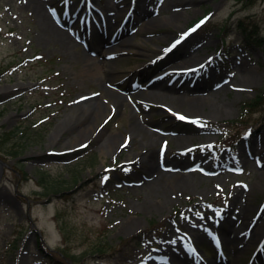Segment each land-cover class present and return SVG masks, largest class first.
I'll list each match as a JSON object with an SVG mask.
<instances>
[{"label":"rangeland","instance_id":"374dc122","mask_svg":"<svg viewBox=\"0 0 264 264\" xmlns=\"http://www.w3.org/2000/svg\"><path fill=\"white\" fill-rule=\"evenodd\" d=\"M82 1L42 0L70 35L65 44L44 34L32 0H0V264H50L49 253L61 248L79 256L73 264H184L176 253L190 243L207 256L202 264H264V251L255 254L264 231V102L249 114L241 109L264 93V0H137L136 11L134 0H93L101 13L95 19L102 16L110 31L101 35L90 22L88 40L72 32L84 26L77 16L70 15L71 27L56 19L62 2ZM143 9L148 15L137 21ZM192 23L200 27L158 56ZM116 33L125 35L112 51L106 41ZM96 52L113 60L110 79L86 72L82 53ZM172 65L185 71H168ZM174 76L185 77L188 87L200 79L193 95L205 97V106L189 104L182 89L157 87ZM153 81L158 85L149 86ZM96 102L105 105L100 116L93 113ZM175 112L195 120L184 125ZM133 121L141 123L134 134ZM226 132L243 134L232 148L217 145ZM151 133L155 148L187 160L184 167L165 162L161 170L191 173L199 185L209 181L200 168L214 170L217 186L199 191L165 180L145 186L148 175L134 153ZM58 182L62 188L54 191ZM236 189L249 193L242 226L248 219L261 223L243 246L227 240L235 229L224 207ZM186 211L203 224L202 234L178 221ZM169 230L179 239L164 252ZM211 233L223 254L208 247ZM97 240L109 248L94 252Z\"/></svg>","mask_w":264,"mask_h":264},{"label":"bare ground","instance_id":"6f19581e","mask_svg":"<svg viewBox=\"0 0 264 264\" xmlns=\"http://www.w3.org/2000/svg\"><path fill=\"white\" fill-rule=\"evenodd\" d=\"M33 4H34V8L36 10L37 15L40 17L41 20V24L42 27L44 29V34H50V36L55 37L56 39L60 40L62 43H69L71 42L70 39V35L64 31L61 28H58L52 21L51 17L48 15V13H46V10L44 8V3L42 2V0H32ZM149 10L148 9H143L139 16L136 18L137 21L141 20L143 17H145L146 15H148ZM175 15V14H174ZM169 16L170 18L172 17L173 19H175V16ZM165 21H168L166 17L162 18ZM156 19H153V21H155ZM67 22V21H66ZM96 29V32L98 31L99 34L103 35L106 32L108 33L110 31L109 26L106 24L105 27L100 28L96 26L94 28V30ZM84 55V59H82V61H84L83 65L84 68L86 70L87 73H89L91 76L96 77V78H104L105 80L110 79L111 78V74L113 73L114 70V65H113V60L111 59L110 61H106V60H102L101 56L99 55L98 52V57H93V56H87L85 53H82ZM102 55L108 54L106 51H102L101 53ZM185 66V65H182ZM187 66V65H186ZM157 81H153L149 84V86L153 87L156 86L158 84H156ZM157 87H162V88H166V89H175V88H179L182 89L184 91V93H186L185 97L186 100L189 102V104L196 106V107H203L205 106L203 101H206L205 97H202L200 95H193L194 93H196L198 90L201 89V86H186L185 84V79H174L172 82L168 83V84H164L163 86H157ZM198 89V90H197ZM192 94V95H191ZM87 102V101H86ZM96 106L95 109L93 111V113L96 116H100V113H102V111H99L101 108L104 109V107H100L99 102H96ZM107 104H109V101H107ZM87 108V107H84ZM203 109V108H202ZM210 109H212L211 106L207 105V109H203L205 112H210ZM93 114V115H94ZM141 123L139 121H133L132 123H130L129 125V131L132 132L133 134L136 133L137 130H139ZM81 132V130H79V133ZM157 134L156 133H151V137L150 140H145L142 141L141 143V150L137 151L136 154L134 153V157L135 159V163L138 161V163H142L143 164V168L144 171L147 173L148 175V180L142 181L145 183V186H157L160 185L161 183H163L165 181H167L171 187L175 188V187H181V186H194L197 190L199 191H210L212 188L216 187L217 184L215 182H213V180L211 179V176H207L206 178L209 180L207 181L208 183L203 184V185H199V182L196 183L194 182V180L192 178H190V176L192 175L191 173H185L183 171H180L178 173L176 172H172V173H165L163 170H161V165L164 164H168L165 162H173L174 164H176V166L182 167L183 164L187 161L185 159L184 156H177V154H173L171 157H167L165 155V151H162L161 149L155 148L153 143H154V139H156ZM226 159V158H225ZM234 159L236 160L237 158L234 157ZM232 159V160H234ZM227 160V159H226ZM220 163H224V161H220ZM184 167V166H183ZM174 178V179H173ZM213 178V177H212ZM210 182V184H209ZM209 185H211V187H209ZM256 185L255 183L252 184V186ZM154 186V187H155ZM197 186V187H196ZM252 187H250L249 190H251ZM248 191L246 189H236L232 195L230 196L228 202L226 203V206L224 207V209H226L229 213L226 214L227 218L226 222L227 224H229L230 226H232V228L234 227V237H232L231 239H227L228 242H234L237 240H240V244H242V246L244 244H246L249 240H253L255 239V237L258 235V228L260 227L261 223L258 224L256 222H254L253 219H248L246 224L244 226H242L243 223V216L245 213V209L247 206V198H248ZM166 202H170L172 201L171 197H166L165 198ZM183 218L178 219V221L183 225V227L189 231H194V233L196 232L197 234H202L200 231L204 230V226L203 224L199 223V220L197 219V216H193V214L188 213L187 211L183 213L182 215ZM185 220V222H184ZM185 223V224H184ZM237 225V226H236ZM259 225V226H258ZM192 228H190V227ZM166 236H164L163 240L164 242L160 244V249L163 250L165 252V250H168L170 248H173L177 241H178V237L174 236L171 234V230H169L168 232H166ZM262 238H264V234L261 232L257 237H256V241L261 240ZM235 243V242H234ZM264 251V245L263 242L261 243L259 250L257 252V255L259 257H261L262 252ZM178 257L180 256V254H177ZM184 258L183 263L184 264H190L188 261V258H186V256H182V259ZM213 264H223L221 261H215V263Z\"/></svg>","mask_w":264,"mask_h":264},{"label":"trees","instance_id":"16d2710c","mask_svg":"<svg viewBox=\"0 0 264 264\" xmlns=\"http://www.w3.org/2000/svg\"><path fill=\"white\" fill-rule=\"evenodd\" d=\"M244 19H241L240 21L244 23L245 22ZM241 22H240V24L242 25ZM242 26L244 29L243 32H244L245 37L247 39L251 38L252 33L251 32L249 33L248 24H245V25L243 24ZM263 102H264V93H259L255 97H253L252 99L244 101L241 104V109L243 111L242 114L243 115L249 114V111L254 110L255 108L258 107V105L260 103H263ZM8 133L9 132H5L2 134V136L7 135ZM17 152L18 151H16V150L13 151V153H17ZM60 184H61V182L52 184V189L54 191L60 190L62 188ZM64 241H65L64 243H67V241H68L67 236L64 239ZM123 242H124V240H123ZM107 248H109V247H107ZM107 248H106V245L104 243H102L101 240H97L96 243L94 244L92 250L94 252L101 253V252L107 250ZM70 250L71 249L65 250L64 248H61L60 250H55V251L50 252L49 253L50 262L54 263V264H71V263H75L78 260H80L79 256H77L75 253H72Z\"/></svg>","mask_w":264,"mask_h":264},{"label":"snow or ice","instance_id":"6c2138e0","mask_svg":"<svg viewBox=\"0 0 264 264\" xmlns=\"http://www.w3.org/2000/svg\"><path fill=\"white\" fill-rule=\"evenodd\" d=\"M200 23L203 24L204 21H201ZM196 27L198 28V27H200V25L198 24ZM192 31H195V28L192 29ZM179 42H180V41H177V43H179ZM179 119L183 120V119H185V117H183V116H179ZM82 147H86V146H85V145H82Z\"/></svg>","mask_w":264,"mask_h":264}]
</instances>
